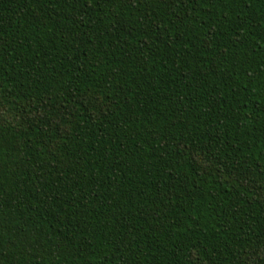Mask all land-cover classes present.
Instances as JSON below:
<instances>
[{"label": "trees", "instance_id": "trees-1", "mask_svg": "<svg viewBox=\"0 0 264 264\" xmlns=\"http://www.w3.org/2000/svg\"><path fill=\"white\" fill-rule=\"evenodd\" d=\"M0 264H264V0H0Z\"/></svg>", "mask_w": 264, "mask_h": 264}]
</instances>
